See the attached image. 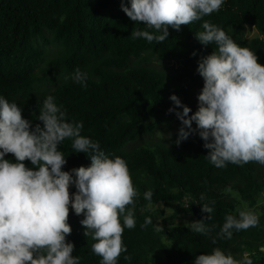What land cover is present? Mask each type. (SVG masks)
I'll use <instances>...</instances> for the list:
<instances>
[{
	"label": "trees",
	"instance_id": "16d2710c",
	"mask_svg": "<svg viewBox=\"0 0 264 264\" xmlns=\"http://www.w3.org/2000/svg\"><path fill=\"white\" fill-rule=\"evenodd\" d=\"M122 3L130 7V0H0V97L16 103L34 129L36 124L43 126L37 117L46 97L53 96L69 122L83 123L81 135L98 142L109 158L126 161L138 192L134 208L128 206L136 226L125 228L127 252L117 264H194L197 256L210 254L216 247L238 260L247 252L253 264H264V251H260L264 247V206L260 207L259 226L234 230L230 240L218 239L215 244L209 236L185 226L170 227L165 220L163 230L157 231L152 214L144 210L149 204L144 199L148 190L153 192L152 204L161 203L174 215L186 213L196 221L208 215L201 211V204L209 203L214 211L212 220L205 223L217 225L215 236L227 214L238 217V199L253 207L264 194V165L227 163L217 168L207 158L210 150L199 134L179 145L147 138L164 118L178 119L176 111H183L170 100L165 76L152 62L177 65L174 80L180 82L178 92L186 102L188 92L203 80L197 72L198 62L216 50L215 44L205 46L195 36L203 31V22L209 21L256 53L264 65V0H224L221 9L210 16L182 25L180 30L169 27L162 43L133 39L134 30H152L131 21ZM246 27L261 37L244 39ZM77 67L87 73L86 88L71 79ZM170 108L175 111L169 115ZM72 143L65 139L58 148L66 159L62 170L74 177L72 170L89 167L91 159L74 152ZM5 159L16 162L12 154ZM23 163L35 170L31 161ZM69 190L74 194L75 185ZM201 194L206 197L203 201ZM146 217L153 224L141 229ZM83 218L70 208L72 231L66 241L74 244L73 256L81 258L80 264H100L102 258L91 250L96 241L84 235ZM126 255L130 261L124 259Z\"/></svg>",
	"mask_w": 264,
	"mask_h": 264
},
{
	"label": "clouds",
	"instance_id": "9594fccd",
	"mask_svg": "<svg viewBox=\"0 0 264 264\" xmlns=\"http://www.w3.org/2000/svg\"><path fill=\"white\" fill-rule=\"evenodd\" d=\"M223 4L224 0H130V7L122 3V10L131 21L152 30H134L133 39L162 43L169 36V27L180 30L182 25L218 12ZM202 28L196 39L205 46L215 44L216 50L198 62L197 72L204 80L198 110L190 116L191 109L176 95L170 96L182 107L183 111L175 114L189 129H179L176 144L189 137L195 122L203 146L210 150L207 158L215 167L249 162L264 165V65L256 53L240 46L222 28L209 21H204ZM71 79L87 87V73L79 67ZM37 119L43 126L36 124L33 129L16 103L0 97V264H80L81 258L73 256L74 244L66 241L72 231L70 208L77 216L83 215L84 235L96 241L91 250L102 258L100 264H117L127 252L124 230L136 226L128 206L134 208L138 192L126 161L109 158L98 142L81 135L83 123L69 122L66 111L51 95L44 100ZM65 139L73 141L74 152L91 159L89 167L72 170L74 177L62 170L66 159L58 145ZM7 154L16 162L5 159ZM25 160L31 161L35 170L27 168ZM72 185L74 194L69 190ZM152 196V190L144 193L149 208ZM205 199L201 194L200 200ZM201 205L208 215L186 222L185 227L209 236L213 244L218 239L230 240L234 230L259 226L260 218L253 210H238V217L227 214L219 232L212 236L217 225L205 221L212 220L214 208L209 203ZM151 224L153 219L146 217L141 229ZM124 259L130 261L131 256ZM194 264H253V260L247 252L238 260L216 247L210 254L197 256Z\"/></svg>",
	"mask_w": 264,
	"mask_h": 264
},
{
	"label": "rangeland",
	"instance_id": "374dc122",
	"mask_svg": "<svg viewBox=\"0 0 264 264\" xmlns=\"http://www.w3.org/2000/svg\"><path fill=\"white\" fill-rule=\"evenodd\" d=\"M242 34H243V38L246 40H249L253 37H261V35H259L252 27H246L244 29V33ZM152 65L164 74L168 87L169 97L173 94L176 95L180 99L181 104L189 107L193 112L192 114H194L199 107L198 96L202 91L204 80H201L194 89L188 92V98L187 101L185 102L183 100L182 95L179 94L178 92L179 88L181 87V84L180 82L174 80V76L176 75L177 65L173 61L170 62L153 61ZM167 112L169 115L171 114L169 110ZM181 127H185V126L182 125L179 119H175V118L173 119L172 117L164 118L161 121L159 128L147 138L152 142L160 141L166 144L177 145L176 140L178 139V133ZM185 130L189 131V129H187L186 127ZM192 130L193 131L190 132L189 137L195 134H199V130L197 129L195 122H193L192 124ZM183 141H181L180 143H182ZM238 201L240 202V207H239L240 210L243 209L253 210L260 218L262 213L260 207L264 206V194L260 195L257 204L253 207H248L246 203L242 202L239 199ZM144 210L152 214L154 219V226L157 225L162 227L163 220H165L170 227L185 226L186 222L191 223L196 221V219L193 216L186 213H179L177 215H174V211L172 209H170L169 207H165L161 203L152 204L151 208H149L147 205Z\"/></svg>",
	"mask_w": 264,
	"mask_h": 264
},
{
	"label": "water",
	"instance_id": "95a60500",
	"mask_svg": "<svg viewBox=\"0 0 264 264\" xmlns=\"http://www.w3.org/2000/svg\"><path fill=\"white\" fill-rule=\"evenodd\" d=\"M261 248H264V247H261ZM261 248H260V249H261Z\"/></svg>",
	"mask_w": 264,
	"mask_h": 264
}]
</instances>
